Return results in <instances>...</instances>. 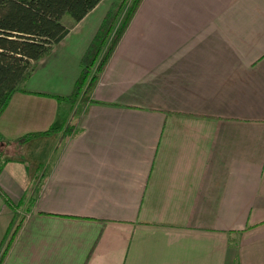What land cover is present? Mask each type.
I'll use <instances>...</instances> for the list:
<instances>
[{
  "label": "crops",
  "instance_id": "crops-1",
  "mask_svg": "<svg viewBox=\"0 0 264 264\" xmlns=\"http://www.w3.org/2000/svg\"><path fill=\"white\" fill-rule=\"evenodd\" d=\"M113 1L0 114V264H264V0H142L72 114Z\"/></svg>",
  "mask_w": 264,
  "mask_h": 264
},
{
  "label": "trees",
  "instance_id": "trees-1",
  "mask_svg": "<svg viewBox=\"0 0 264 264\" xmlns=\"http://www.w3.org/2000/svg\"><path fill=\"white\" fill-rule=\"evenodd\" d=\"M102 0H0V114L21 85L46 57ZM142 0H120L106 12L81 60V73L71 95L58 102L86 101L102 70L133 19ZM68 17L69 21H64ZM54 132L32 133L24 143ZM16 226L10 243L19 230ZM1 261V259H0Z\"/></svg>",
  "mask_w": 264,
  "mask_h": 264
},
{
  "label": "rangeland",
  "instance_id": "rangeland-1",
  "mask_svg": "<svg viewBox=\"0 0 264 264\" xmlns=\"http://www.w3.org/2000/svg\"><path fill=\"white\" fill-rule=\"evenodd\" d=\"M120 0H114L113 2H112V4H114V3H117V2H119ZM112 4H111V6H112ZM110 6V7H111ZM64 21L66 22V21H69V18L68 17H65L64 18ZM74 90V89H73ZM73 90H72V92H73ZM72 94V93H71ZM70 94V95H71ZM69 96V95H68ZM70 107H72V114H73V112L78 108L79 109V104H80V99L79 100H77V101H74V102H66ZM71 117H72V115H71ZM70 119H68V121H69ZM69 128V127H68Z\"/></svg>",
  "mask_w": 264,
  "mask_h": 264
}]
</instances>
